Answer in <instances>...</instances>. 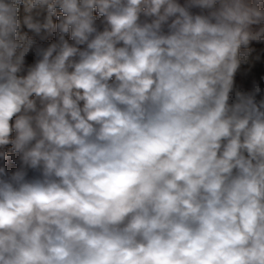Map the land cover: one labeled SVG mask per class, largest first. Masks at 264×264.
Masks as SVG:
<instances>
[{"label":"clouds","instance_id":"9594fccd","mask_svg":"<svg viewBox=\"0 0 264 264\" xmlns=\"http://www.w3.org/2000/svg\"><path fill=\"white\" fill-rule=\"evenodd\" d=\"M253 43L264 0H0V264H264Z\"/></svg>","mask_w":264,"mask_h":264},{"label":"rangeland","instance_id":"374dc122","mask_svg":"<svg viewBox=\"0 0 264 264\" xmlns=\"http://www.w3.org/2000/svg\"><path fill=\"white\" fill-rule=\"evenodd\" d=\"M253 53L246 64H242L237 73V85L244 90H250L253 80L264 90V44L253 43Z\"/></svg>","mask_w":264,"mask_h":264},{"label":"built area","instance_id":"2783aa9c","mask_svg":"<svg viewBox=\"0 0 264 264\" xmlns=\"http://www.w3.org/2000/svg\"><path fill=\"white\" fill-rule=\"evenodd\" d=\"M24 14L25 13L23 12V8H21V12H20L21 18H23Z\"/></svg>","mask_w":264,"mask_h":264},{"label":"trees","instance_id":"16d2710c","mask_svg":"<svg viewBox=\"0 0 264 264\" xmlns=\"http://www.w3.org/2000/svg\"><path fill=\"white\" fill-rule=\"evenodd\" d=\"M30 175H31V173H30Z\"/></svg>","mask_w":264,"mask_h":264}]
</instances>
